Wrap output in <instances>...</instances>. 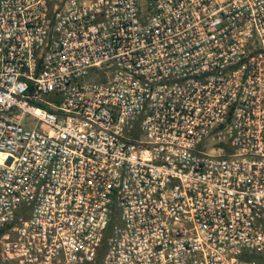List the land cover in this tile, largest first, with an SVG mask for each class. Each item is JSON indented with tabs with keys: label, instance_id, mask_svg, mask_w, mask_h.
<instances>
[{
	"label": "built area",
	"instance_id": "obj_1",
	"mask_svg": "<svg viewBox=\"0 0 264 264\" xmlns=\"http://www.w3.org/2000/svg\"><path fill=\"white\" fill-rule=\"evenodd\" d=\"M0 264H264V0H0Z\"/></svg>",
	"mask_w": 264,
	"mask_h": 264
}]
</instances>
